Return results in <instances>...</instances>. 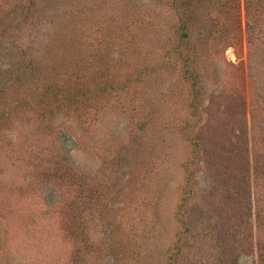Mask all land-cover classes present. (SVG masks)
Returning a JSON list of instances; mask_svg holds the SVG:
<instances>
[{"label":"rangeland","instance_id":"374dc122","mask_svg":"<svg viewBox=\"0 0 264 264\" xmlns=\"http://www.w3.org/2000/svg\"><path fill=\"white\" fill-rule=\"evenodd\" d=\"M171 1L0 0V264H264V0Z\"/></svg>","mask_w":264,"mask_h":264},{"label":"trees","instance_id":"16d2710c","mask_svg":"<svg viewBox=\"0 0 264 264\" xmlns=\"http://www.w3.org/2000/svg\"><path fill=\"white\" fill-rule=\"evenodd\" d=\"M211 2H212V0H172L171 1L170 7L172 8L173 11H175L176 17H177V20H178L177 23H179L180 29L182 30L181 37L184 38L186 41H187V39L190 38V34L187 31L188 30L187 24L192 22L191 20L195 21V13L199 9H204L203 12L207 11V7L209 8ZM212 4H213V2H212ZM9 55H11L13 57L12 53H9ZM96 66H94V69H95ZM100 68L95 69V71H100ZM101 70L104 71L102 68H101ZM95 71H94V74H95V77H96ZM102 71H100V73H99L100 77L103 76V72ZM30 73L28 74V78L32 77V75ZM94 74L92 73L93 78H94L93 80L95 81V85L97 87H99V90L101 92H106L108 89H107L106 83L104 84L105 81L104 80H100V79H95ZM47 84H46L47 85L46 90L48 92H51L52 96L55 99L58 98V94L62 90H61V87L59 86V84L57 83L56 79H50ZM101 85H102V87H101ZM5 86H7V85H4V86L0 85V92L3 90V88ZM76 98H79V97H77V96L75 97V95H74V96H72V99L69 98L70 103L71 104L79 103V99H76ZM82 99H84V98H82ZM253 159H255V158H253ZM261 160L262 159L259 158L255 162V165H256L255 166V170L256 171H257L258 164L263 162V160L262 161Z\"/></svg>","mask_w":264,"mask_h":264}]
</instances>
